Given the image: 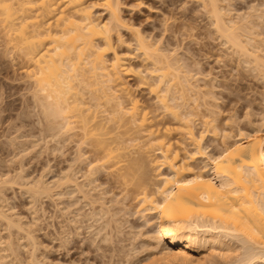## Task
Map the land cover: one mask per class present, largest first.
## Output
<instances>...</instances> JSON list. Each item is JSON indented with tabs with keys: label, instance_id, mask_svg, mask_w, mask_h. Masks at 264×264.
<instances>
[{
	"label": "bare ground",
	"instance_id": "obj_1",
	"mask_svg": "<svg viewBox=\"0 0 264 264\" xmlns=\"http://www.w3.org/2000/svg\"><path fill=\"white\" fill-rule=\"evenodd\" d=\"M200 2L204 4L203 9L205 7L208 11L210 22L212 20L213 26H210L219 34V38H222L229 50L236 55L238 53L240 58L242 56L244 63H254V70L264 72V0H246L247 5H243L247 7V11L244 13H241L244 9L239 11L236 6L233 7L237 4L233 3V0ZM121 3L120 0H0V26L5 30V33L3 30L2 32L8 36L5 37L8 38L5 43H10L17 51H13L15 55L17 53V58L19 56L21 62L24 61V74L27 73L28 78L34 82L35 96L39 100L36 99L37 105L40 104L39 108L46 114L45 117L62 119L64 125L59 126L67 133L81 129L82 139L78 132L77 136L84 140L83 142L88 140L87 142L93 145L91 147L92 145L88 144L91 145L89 149L93 148V151H90L94 156L89 157V166L85 167L87 170L82 172L81 177L84 176V180L91 184L98 179L94 178L93 174H97L99 169L110 168L109 175L116 171V177L111 179H124L126 175H131L128 173L130 171H142H139L141 178L138 173L135 185V198L139 203L137 211L145 220V226H154L152 233L146 235H149L147 239L150 243L153 241L155 244L151 247L158 251V258L153 257V254L149 255L147 262L143 264H159L160 260L161 264H203L207 259L206 253V256L217 254L224 260L226 258L227 264H264V123L260 125L254 122L255 124H250L251 130L247 131L241 127L235 135L224 134L220 145L217 143L219 147L216 146L219 150L216 151V147L210 150V142H206V136L210 127L213 132L218 129L215 122L216 111L212 110L211 117L204 116L202 121L196 123V114L193 110L184 108L183 104L187 103V93L193 91L195 95L199 94L205 98L208 94L210 96L211 89H199L191 83L188 74V77L184 74L186 71H181L183 67L181 59L177 56V49L168 51L161 48L158 41H150V37L147 36V39L139 27L133 25L130 29L132 27L134 49L150 67L142 69V65L136 67L130 63L129 54L121 51L118 45L123 40L119 36L120 28L127 25L120 13ZM96 6L109 14L106 20L95 14ZM235 10H238L237 14L234 13ZM116 40L119 42L116 43ZM228 53L226 55H230L231 51ZM128 77H136L139 82L145 81L146 85L144 82H141V85L147 86L156 101L163 105L165 111L175 120V126H161L164 124L163 120L156 121L155 116V122L150 127L146 126L150 117L145 109L138 110L141 106L137 97L130 96ZM149 77L152 81H149ZM180 100H183V104L179 103ZM95 108L102 110H93ZM106 115H109L108 118H103ZM201 123L205 130H198L197 124ZM51 124L49 122L48 125L53 128ZM117 130L118 133L122 132L121 135L118 136ZM122 130H125L126 134L131 131L133 137L130 135L127 140L123 139L122 134H125V131L123 133ZM109 134L110 137L107 136ZM114 134L116 136L112 137ZM139 140L142 144L140 149H146L145 153L148 155L152 154L147 156L148 158L127 156L124 161L123 157L129 154L122 152L126 148L123 144L126 141ZM225 153L230 155L221 160L220 157ZM153 155L156 157L149 158ZM127 158H130L131 162H128ZM150 167H153L155 172L152 177L147 172ZM67 175L64 176L66 183L76 186L74 190L84 193L85 196L86 191L82 189L83 180L77 183L72 181L71 174L70 177ZM118 179L116 180L119 182ZM40 180L31 183V189L34 193L49 194V184ZM144 202H147L146 205L141 204ZM137 211L135 212L138 213ZM104 212L101 213L100 210L99 213ZM150 214H154L151 219L148 217ZM0 219H5L11 226L17 222L3 210L0 211ZM110 220L113 223L111 217L106 221ZM106 221L103 222L107 223ZM118 221L116 220V223ZM16 225L17 228L20 227V223ZM100 227L97 230H100ZM102 228L105 229L106 226ZM107 229H101V232H106L105 238H102L101 234L102 241H111L110 235L113 233H109ZM235 243L238 245H234ZM109 244L108 247L112 245ZM236 250L242 251H238L239 255L235 256V259L231 255ZM203 251L204 258H201L203 255L199 254ZM132 255L131 257L134 256ZM231 257L235 260H231ZM3 259L0 255V264L7 263Z\"/></svg>",
	"mask_w": 264,
	"mask_h": 264
},
{
	"label": "rangeland",
	"instance_id": "obj_2",
	"mask_svg": "<svg viewBox=\"0 0 264 264\" xmlns=\"http://www.w3.org/2000/svg\"><path fill=\"white\" fill-rule=\"evenodd\" d=\"M240 1L242 2V0H233V3H237L233 7L236 6L239 11L244 9L241 12L244 13L247 11V7L243 5L244 3L246 4V0H243V3ZM120 2H122L120 4L121 16L129 26L126 25L120 28L119 36L123 40L118 41L120 44L116 40V43H118L121 51L129 54L130 63H133L136 67L142 65V69L150 67V65L142 61V58L134 49L135 43L133 42L135 40L132 36V27L130 29V26L133 25V27L138 26L144 36L150 37V39L147 37L150 41H158L161 48H165L168 51L173 50V48L177 49L176 53L178 55H176L181 59L183 67L181 71H186L184 74L186 77L189 76L191 83L198 86L199 89L202 87L206 90L211 89L212 93L205 98L197 94L200 96L198 97L192 91L186 95V104H183V100L179 101L180 104L186 106L184 108L193 110L196 114V123L202 121L204 116L208 118L210 115L209 117H211L213 115L212 113L210 114L212 110L216 111L217 121L215 122L218 125V129L213 132V128L210 127V131H207L206 136V142H210V150L215 149L216 146L219 147L224 134L235 135L241 127L242 130L245 129L247 131L251 130L250 126L252 123H260V125L264 123V120H262L264 119V72L262 70L260 72L259 69L254 70V63H250V65L249 63H244L242 56L240 58L238 53L236 55L234 54L235 52L229 50L222 38H219V34L215 33L214 28L212 29V20L210 22L208 11L205 10V7L203 9L204 4L200 0H120ZM94 10L95 14L101 19L106 20L108 18L109 14L103 8L96 6ZM238 10H235L234 13L237 14L236 11ZM2 30L5 33L3 27L0 26V182H3L0 183V211L3 210L11 219L15 222L17 221L11 226L8 225L5 219H0V255L1 258H4V262H7L5 264H143L152 254L153 257L158 258V251L153 248L154 242L151 241L150 243L147 239L149 235H146L150 232L152 233L154 229L152 227L154 226L149 227L147 224L145 226V220L142 218L141 213L137 211L139 203L135 198V193L137 192H135V185L138 181V173L140 175L142 171L139 170V172L134 167L137 170L131 173L130 170L132 169H130L128 173L131 175H126L124 179L116 178L119 182L114 178L111 179L116 177V174H114L116 171L110 170L113 175L112 173L109 175L110 168H107L108 170L106 168V170H103L104 168L99 169L100 172L99 170L98 173L96 172L98 175L94 173L93 177L98 179L96 178L97 180L93 183L91 182V184L86 179L84 180V176L81 177L82 172L87 170L85 167L89 166L88 162L92 158L90 156H94V153L91 152L93 148L89 149L93 145L88 143V140L85 142L81 140L83 135H80L81 129L77 128L71 131L74 133L69 132L71 135L62 129L64 125L62 119H55L51 116L47 119L45 117L46 114L39 108L40 104L39 106L37 105L39 100L35 96L36 88L34 82L31 78H28L27 73L24 74V61L22 60V63L19 56V59L17 58V53L16 55L14 54L17 51L10 43H8L10 45L6 44L8 38L5 39L7 35ZM228 51H231L230 55L233 54V56L226 55L229 54ZM196 78L199 79L197 80ZM127 81H130V96L132 98L133 96L137 97L140 102L139 105L141 107L138 110L142 111L145 109L144 111L148 113L147 116L150 117L146 121L147 127H150L155 122L153 116L156 117V121L157 119L163 120L164 124L161 126H175V120L169 116L163 105L156 101V97L148 91L149 89L145 86L144 80L139 82L136 77H128ZM149 81H152L150 77ZM141 82H144L143 84L145 85H141ZM195 97H197L196 100L194 99ZM183 106L181 109H183ZM100 108L93 110H102ZM107 116L109 115L103 116V118ZM51 119L52 121H50ZM55 121H61L62 123L59 122L61 123L59 124ZM49 122L50 124L53 122V125H51L54 129L48 125ZM204 127L202 123L197 124V128L200 131L202 129L205 130L206 128ZM119 131H121L120 128ZM131 131L130 133L127 132V134L125 131V134H122L123 139L127 140L130 135L133 137L134 132L132 131L133 134H131ZM76 132H78L81 139ZM121 133L119 132L118 136ZM115 134L112 137H115ZM107 136L110 137L111 134ZM218 142L219 145L217 144ZM125 143L123 144V146L126 145L125 150H122L123 148L121 150L129 155L123 157L124 161L127 156H146L148 158L147 156L152 154L148 155V153H145L146 149H143L144 151L141 150L142 144L140 140L138 142L126 141ZM80 146L83 147L80 148ZM217 147L216 151L219 150ZM155 157L153 155L149 158L153 159ZM82 160L83 162H81ZM126 160L129 162L130 158ZM157 160L158 158L155 159V161ZM81 168L82 171L79 172ZM152 168L150 167V170H147L151 177L155 173ZM165 171L168 172V169ZM69 173L72 175V181H77L78 183L83 180L84 186L82 189L84 192L86 191L85 196L84 193L74 190L76 186L66 183L64 176L68 174L67 176L70 177ZM59 178L62 179L59 180ZM38 179H42L40 181L45 180V183L49 184L51 190L49 194L34 193L31 189V183L38 181ZM112 180H114L113 183ZM116 182L117 184H115ZM98 184L100 185L96 187ZM28 187L30 188L28 189ZM88 190L89 192H87ZM63 192H65L64 195ZM146 203L141 204L146 205ZM108 209L112 213L116 212L115 215H112ZM100 210L101 213L102 211L107 213L101 214L99 213ZM153 216L154 214H150L148 217L151 219ZM98 217L100 218L99 220L97 219ZM110 217L111 219L113 218V223L112 220L110 222L106 221ZM116 220H119L117 222L118 225H116ZM19 223L23 229L17 228L16 224L19 225ZM105 226V229L108 228L107 226H112L108 228L109 231L108 229L106 230L109 233H111L110 231L113 233L110 235V237L112 236L110 239L111 243L108 240L109 233L107 232V240L110 244L106 240L102 241V238L106 237V232L103 231L105 229L102 228ZM98 227L103 229V233L101 229L97 230ZM114 234L118 236H115V238L113 237ZM105 242L108 243L106 244ZM108 244L112 245L108 247ZM151 245L153 246L151 247ZM234 245L237 246L238 243ZM236 251L237 255L235 253L231 255L235 259L242 250ZM204 254V251L200 252L199 256L203 255L201 258H204ZM206 254L205 257L207 259H205L206 261L203 264H227L226 258L224 260L223 257L220 258L216 254V256L209 255L213 257L211 259ZM232 257L231 260L234 259ZM158 263L161 264L162 260L158 261ZM163 264L165 263L163 262Z\"/></svg>",
	"mask_w": 264,
	"mask_h": 264
},
{
	"label": "snow or ice",
	"instance_id": "obj_3",
	"mask_svg": "<svg viewBox=\"0 0 264 264\" xmlns=\"http://www.w3.org/2000/svg\"><path fill=\"white\" fill-rule=\"evenodd\" d=\"M229 155H230V153H225L223 156L220 157V159H221V160H224V159H226L227 156H229ZM233 159H237V160H238L237 157H233ZM218 162H219V161H214V163H218ZM245 163H247V161H245ZM225 175H227V174L225 173Z\"/></svg>",
	"mask_w": 264,
	"mask_h": 264
}]
</instances>
